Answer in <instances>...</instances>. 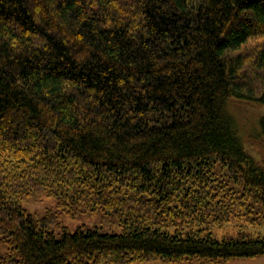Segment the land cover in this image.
Wrapping results in <instances>:
<instances>
[{"label":"trees","instance_id":"1","mask_svg":"<svg viewBox=\"0 0 264 264\" xmlns=\"http://www.w3.org/2000/svg\"><path fill=\"white\" fill-rule=\"evenodd\" d=\"M234 99L264 106V0H0V264L264 255L209 231L264 210ZM96 208L122 231L50 229Z\"/></svg>","mask_w":264,"mask_h":264},{"label":"rangeland","instance_id":"2","mask_svg":"<svg viewBox=\"0 0 264 264\" xmlns=\"http://www.w3.org/2000/svg\"><path fill=\"white\" fill-rule=\"evenodd\" d=\"M229 110L234 117L235 127L243 140L246 150L255 159L264 164V133L261 130L262 126L260 123V120L264 117V106L249 101L234 99L229 102ZM227 183L229 187L236 190L241 189L232 180H228ZM248 202L253 203L252 212L245 208L239 214L236 212L232 213L229 215L228 221L210 225L209 231L211 234L218 239L249 238L264 235V210L253 199H249ZM21 204L29 213L38 217H41L47 209L57 210V198L47 195L44 191L24 197L21 200ZM62 227H65L69 232L75 231L78 227L84 230L96 228L102 233H120L122 231L117 218L112 214L105 213L100 208L83 211L75 210L72 213L60 211L57 222L50 229L58 238L61 236ZM196 260L198 261L181 260L182 262L178 263H167L155 260L126 264H264V255L233 258L218 262H210L207 260H201L203 262H199L200 259Z\"/></svg>","mask_w":264,"mask_h":264},{"label":"crops","instance_id":"3","mask_svg":"<svg viewBox=\"0 0 264 264\" xmlns=\"http://www.w3.org/2000/svg\"><path fill=\"white\" fill-rule=\"evenodd\" d=\"M182 261H198V260H196V259H188V260H182ZM182 261H177V263L178 262H182ZM199 262H203V261L199 260ZM168 263H175V262H168Z\"/></svg>","mask_w":264,"mask_h":264},{"label":"bare ground","instance_id":"4","mask_svg":"<svg viewBox=\"0 0 264 264\" xmlns=\"http://www.w3.org/2000/svg\"><path fill=\"white\" fill-rule=\"evenodd\" d=\"M54 216V215H53ZM48 226V225H47ZM49 227V226H48Z\"/></svg>","mask_w":264,"mask_h":264}]
</instances>
